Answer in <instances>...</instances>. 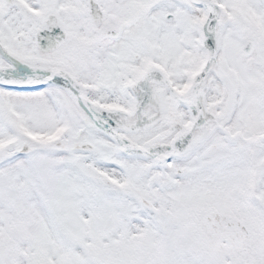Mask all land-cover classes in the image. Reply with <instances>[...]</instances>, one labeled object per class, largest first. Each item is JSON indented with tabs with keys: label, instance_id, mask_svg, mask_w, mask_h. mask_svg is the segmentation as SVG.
Segmentation results:
<instances>
[{
	"label": "snow or ice",
	"instance_id": "6c2138e0",
	"mask_svg": "<svg viewBox=\"0 0 264 264\" xmlns=\"http://www.w3.org/2000/svg\"><path fill=\"white\" fill-rule=\"evenodd\" d=\"M0 264H264V0H0Z\"/></svg>",
	"mask_w": 264,
	"mask_h": 264
}]
</instances>
